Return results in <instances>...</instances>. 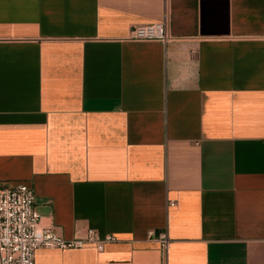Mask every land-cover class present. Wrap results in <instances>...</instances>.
Segmentation results:
<instances>
[{"label":"crops","instance_id":"0c3cea01","mask_svg":"<svg viewBox=\"0 0 264 264\" xmlns=\"http://www.w3.org/2000/svg\"><path fill=\"white\" fill-rule=\"evenodd\" d=\"M156 22L175 40L129 38ZM19 182L41 226L116 237L35 264H264V0H0V186Z\"/></svg>","mask_w":264,"mask_h":264},{"label":"built area","instance_id":"2783aa9c","mask_svg":"<svg viewBox=\"0 0 264 264\" xmlns=\"http://www.w3.org/2000/svg\"><path fill=\"white\" fill-rule=\"evenodd\" d=\"M129 38L164 44L175 40L166 22L133 26ZM41 219L32 185L19 182L0 186V264H35L39 248H78L91 243L103 250L106 243L116 240L112 234L102 236L96 228H87L83 238L68 239L52 227L41 226ZM158 239L163 248L168 246L167 234H160Z\"/></svg>","mask_w":264,"mask_h":264}]
</instances>
